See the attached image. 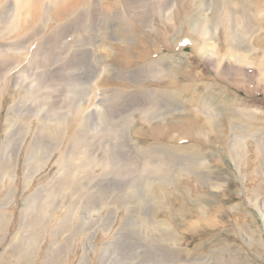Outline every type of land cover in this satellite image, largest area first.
<instances>
[{
  "label": "rangeland",
  "instance_id": "1",
  "mask_svg": "<svg viewBox=\"0 0 264 264\" xmlns=\"http://www.w3.org/2000/svg\"><path fill=\"white\" fill-rule=\"evenodd\" d=\"M199 1L120 0L119 10L136 24V33L99 36L90 47L76 45L83 38L75 29L50 38L58 25L36 32L37 24H23L18 31L11 15L0 17V264H264V0L231 1L241 11L229 18L220 0ZM97 4L94 21L107 15ZM197 16L215 20L210 25L219 26L218 34L237 32L241 46L253 53L230 65L226 56L194 50L195 40H208L191 35L196 43L184 42ZM119 26L127 27L125 18ZM220 44L223 53L227 47ZM157 48L155 54L184 53L185 69L176 72L180 86L193 85L204 96V84L228 110L212 105L213 121L195 142L208 155L204 178L147 152L152 143L171 147L186 131V112L195 113L169 101L173 113L148 118L156 106L141 92L169 88L167 78L159 87L153 76L134 71ZM116 90L123 97L113 103ZM98 91L103 117L82 133ZM231 113L242 116L241 128L234 127ZM200 118V124L206 121ZM139 128L144 135L162 130L168 141H143L134 133ZM148 159L155 162L145 173ZM130 170L142 173L127 183Z\"/></svg>",
  "mask_w": 264,
  "mask_h": 264
},
{
  "label": "bare ground",
  "instance_id": "2",
  "mask_svg": "<svg viewBox=\"0 0 264 264\" xmlns=\"http://www.w3.org/2000/svg\"><path fill=\"white\" fill-rule=\"evenodd\" d=\"M12 1L14 2V3L13 2L12 3L14 4V9H15L13 15L11 14V12H13V9H11V6H9L10 1L9 0H0V9H1L0 17L9 18V16L11 15V17L9 18L8 21L12 22L13 20H15V24L17 25V27L14 24V26H15L14 30L19 31V27L21 25L26 24L29 26L32 23V25L37 24V27H38L36 30V32H37L38 29H41L43 26H44L43 28H46L49 25L51 26V25L56 24V25H58L59 28L57 29V32L50 35L51 36L50 38L58 37L61 34L64 35L67 31H71L72 29L73 30L75 29L77 31V32H75L77 34V36L79 35V38H83V42L79 41L76 44V45H80L81 47H84V46L86 47V45L89 47L92 46L91 41L94 39H98L99 36H103L104 39L106 38V39L113 40L114 38L122 37L125 34L127 35V33L131 34V32L136 33V31H137L136 24L131 22V20L129 18L124 17V14L122 13V11L120 12L119 5L122 4V3L121 4L119 3L120 0H115L112 4L110 3L112 0H12ZM126 1H127V3L128 2L131 3L132 0H126ZM137 1H140V0H137ZM197 1H199V0H197ZM231 1H234V0H225V2H224V0L219 1L220 7L224 8V10H222L224 13V16L227 18H229V16L231 14H236V13L241 11V8H238L237 5ZM99 2L103 4L104 9L107 11V13H106L107 15H106L105 19H103V20L101 18H98V19L96 18V20L94 21L93 20L94 19V13H92V12H95V7H96V5H98L97 3H99ZM182 2H183V0H180V4ZM199 3H201V1H199ZM165 4H168V3H165ZM161 5H162V3H161ZM164 6H167V5H164ZM125 9H127V8H125ZM237 9H238V11H237ZM26 10H27V12H26ZM207 11H209V9H206V12ZM22 12H26V13L22 14ZM178 14L179 15L181 14V8H179L178 12H175L174 15H178ZM22 15H24V16H22ZM67 15H69V17H67ZM198 16L194 17L192 19L193 20L192 26H191V28H188V31H186L188 33H185L188 40L187 41L183 40L184 42H188V43L191 42V44H195L196 42H198V45H194L195 46L193 48L194 50H196V51L199 50V52L202 55L212 54V55H217L221 58H222V56H223V58L226 56V58H227L226 60H228V63L230 65H231V62L235 63V62L241 60L243 57L247 58L250 53L251 54L253 53V51L249 47L241 46V43H240L241 40L239 39L237 32L235 35L234 31L226 30L224 32V34L223 33L218 34L219 33V30H218L219 26H217V24L210 25V20H211L210 18L198 17ZM142 17H144V16H142ZM225 17H223V19ZM123 18H125V20L127 21V27L126 28L119 26V24ZM199 18L204 19L203 25L198 24ZM88 19L92 20L91 22H89L90 25L84 24L82 26V22L89 21ZM143 19H145V18H143ZM217 19L218 18H217V14H216L215 20H217ZM215 20H211V21L216 22ZM145 21H147V20H145ZM94 22L98 25L96 26ZM137 22L140 23V20H138ZM1 23H3V22H0V25H1ZM12 23H14V21ZM219 23H222V22H219ZM182 28H183V26H182ZM182 28H181V30H182ZM181 30L179 32H181ZM250 30L252 32H256L255 29L252 30V28H251ZM7 31H9V30H7ZM251 31H249V32H251ZM11 32H12V30H11ZM249 32H247V33H249ZM20 33H22V31ZM119 33L123 34V35L119 36L118 35ZM70 34H72V33H70ZM114 34H117L118 36L114 37ZM191 35L195 36V37L202 35V36L208 38L207 43L204 44V43L200 42V44H199L198 40H195L196 41L195 42L192 38H190ZM223 41L226 44L227 48H225V50L222 53V50H221L222 46H221L220 42H223ZM103 45H104V43H103ZM181 46H182V44H181ZM183 49L184 48H181V50H183ZM157 50H159V49L157 48L154 50L155 52H152V53L149 52V54H148V52H146L143 59L145 57H148V56L151 57L152 55H153V58L151 57L148 62L145 61L144 65L140 66V68L138 70L136 69L134 71V74H140L141 73L144 76H147V78L149 76H153L152 80H156L155 85L159 86V87H161L162 83H164L165 79L167 78V82L166 81L165 82H166V86L169 88L164 89V90L151 89L149 91L146 90V92H141V93L145 94L144 99L146 101H149L150 104H152L153 106H156V107H154L155 111H154V109H152L148 113V116H149L148 118H154V117L159 118L161 116L164 117L168 114L173 113L175 107H174L173 103H167L169 101L170 102H174V101L177 102V104H179L181 109L184 111H187V110L191 111L190 109H194L195 113L190 114V112H186L187 115L184 114L185 117L183 118L182 122L184 123L186 131L184 130L185 131L184 134L181 133L182 135L180 134L176 139L172 140V142L174 141V144L171 147L166 146V145H162V144H155V143L153 144L152 143V144L148 145L149 149L147 150V152L151 151L150 153H152V154L154 153L155 155H161V159L164 160V161H161V164H164V165L171 164V167H172V165H176L175 168H177V165L178 166L183 165L184 168L190 170L189 173L193 174L195 177L197 176L198 178H204V177L208 176L207 175L208 172L205 170L209 166L208 165L209 163L206 160L208 155H207V153L202 151L201 148L197 147L196 143L198 142V140H203V136L207 132L206 126H208V124H211V122H209V121H210V119L212 120L211 117H213V112H216V107L213 108L212 105L218 104V102L215 103L217 97L214 96L212 90L207 91L208 87L204 84L202 85L206 88V94H204V96L203 95L198 96L194 91L193 85L185 84V85L180 86L179 81H178L179 78H177L176 72H178L180 74L183 71L184 66H182V63H181V61H182L181 58H183V57L180 55H182L184 53H181V54L177 53V54L169 56L166 54L164 55L162 53V51H161V53L155 54ZM107 68H108V65L106 64L104 66L103 70H105ZM173 73H174L175 77L173 76ZM185 74L187 75L189 73L185 72ZM84 75H85V78L88 77V74H84ZM179 76H181V75H179ZM138 77L141 78V76H138ZM170 77H171L172 81L169 80ZM83 84H84V81H83ZM98 92L99 93H97V99H98L97 104L93 107V110L89 114H87V111L85 112L87 117L85 118L84 124L80 129V132H82V133H83V131H86L88 129L87 128L88 122H90L93 119L97 120L99 117H103V109L104 108L102 105V100L99 98V97H103V95H102V93H100V91H98ZM121 92H123V91H120V92L114 91L113 92V94H112V99H114L113 103H114V101H118L123 97L122 95H119ZM175 93L178 94L179 96H182V95L188 96L192 100L180 101L179 99H176V97L174 96ZM128 95L129 94H127V98H129L131 96L133 97V94H131L130 96H128ZM159 97L162 100H164L166 103L165 102H159V99H158ZM186 102H188V103H186ZM224 102H225V100H224ZM221 103H223V102H221ZM218 106H220L219 110H224V112L226 111L225 114L228 112V110L224 106H221V104L220 105L218 104ZM164 107H165V111H160V109L164 108ZM79 109H82L81 106L79 107ZM83 110H85V109H83ZM191 115L193 116V118L190 119ZM232 115L233 114L231 113V116ZM200 116H204L205 120H206V121L204 120L205 122H203L201 124H200V120H201ZM234 117H236L237 121H236V119L234 121ZM234 117L231 118L234 121L233 122L234 127L235 128L236 127L241 128L242 116L237 114ZM162 119H164V118H162ZM198 122L200 124L199 126L197 125ZM249 125H254V123L253 124L251 123ZM134 133L139 138L145 136L143 141H146V142H148V140H150V139H152L154 142H159V141H166L167 142L168 141V139H167L168 134L167 133L164 134L162 130H156V131L153 130L149 135H144L143 129L139 128V129H136L134 131ZM160 136H162V139H160ZM195 137H197V138L195 139ZM32 153H34V152H32ZM145 155H144V157H145ZM149 155L151 156V154H149V153L146 156H149ZM151 158H152V156H151ZM215 158H216L217 162H221L220 157L218 155H216ZM136 159H138V158L136 157ZM136 159L134 160L135 162H133V163H135V165H137V164L140 165L141 162L140 163H139V161L137 162ZM156 160H157V158H156ZM130 161H132V160H129V162ZM148 162H149L148 167H146L147 166V164H146V165H143L144 169L143 168L142 169L144 171L145 170L148 171L147 168H149V171H148V173H149L151 170L150 166L153 167V164L155 161L153 162V161L148 159ZM128 164L129 163H127V166L131 165V164H129V165ZM165 168H169V166L168 167L165 166ZM165 168H164V171H166ZM134 169L135 168H133L132 170H134ZM153 169H156V168H153ZM171 169L172 168H170V170ZM132 170L127 171V180H128L127 183H129V179L134 178V177H138L139 172L142 173V171H139V172L137 171L136 174H135V172H132L130 174V172ZM144 171H143V173H144ZM160 171L161 170L159 169L157 171V173ZM164 171H163V173L162 172H160V173H162V177L165 180V178H164L165 175H163ZM166 172H169V171H166ZM145 173H147V172L145 171ZM180 175H182V173ZM160 176H161V174H160ZM160 176H158V178ZM166 176H167V174H166ZM145 178H146V176H145ZM151 178H153V179H151ZM138 179L139 178H137V180ZM150 179L154 180L155 177H150ZM167 179H169V178H167ZM154 182H157V181L154 180ZM161 183H162V181L160 182V185H161ZM168 184H169V181H168ZM153 186L151 188H153ZM160 187H162V186H160ZM137 188H138V186H137ZM156 188H159V186H157ZM136 192H137V189H136ZM151 192H153V191H151ZM138 193L139 192H137V194ZM127 196H130V194ZM130 212L134 213V209H131ZM125 243H127V240L125 241Z\"/></svg>",
  "mask_w": 264,
  "mask_h": 264
}]
</instances>
